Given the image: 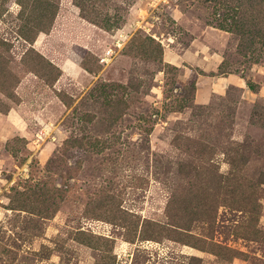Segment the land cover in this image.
Returning <instances> with one entry per match:
<instances>
[{
	"label": "rangeland",
	"instance_id": "374dc122",
	"mask_svg": "<svg viewBox=\"0 0 264 264\" xmlns=\"http://www.w3.org/2000/svg\"><path fill=\"white\" fill-rule=\"evenodd\" d=\"M0 264H264V0H0Z\"/></svg>",
	"mask_w": 264,
	"mask_h": 264
}]
</instances>
